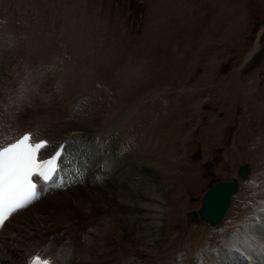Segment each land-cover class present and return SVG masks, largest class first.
I'll use <instances>...</instances> for the list:
<instances>
[{"label":"rangeland","instance_id":"rangeland-1","mask_svg":"<svg viewBox=\"0 0 264 264\" xmlns=\"http://www.w3.org/2000/svg\"><path fill=\"white\" fill-rule=\"evenodd\" d=\"M263 31L264 0H0V113L16 97L8 99L9 92L19 96L27 83H48L21 107L22 117L34 121L31 115L44 109L41 100L60 109L56 92L66 74L74 76L71 87H86L91 77L88 94L99 99L91 115L128 105L107 129L122 122L142 133L153 162L162 153L163 172L148 168L173 192L162 248L147 259L112 255L113 264H264ZM257 38V71L243 76L241 62ZM244 163L248 177L224 222L215 228L200 223L204 192L232 180ZM46 212L36 214L46 218ZM41 226L33 224L26 236ZM10 227L4 232L16 233ZM21 233L17 238H26ZM91 238L81 243L107 242Z\"/></svg>","mask_w":264,"mask_h":264},{"label":"bare ground","instance_id":"bare-ground-1","mask_svg":"<svg viewBox=\"0 0 264 264\" xmlns=\"http://www.w3.org/2000/svg\"><path fill=\"white\" fill-rule=\"evenodd\" d=\"M258 39L246 54L244 64L241 62L242 75L255 73L258 64L254 61L261 54L257 56L261 49ZM70 77L74 78L72 74H66L57 87L60 109L56 110L52 108L53 104L41 100L40 105L44 109L39 108L31 115L34 121L23 118L21 107H24L28 94L37 96L39 88H49L48 83H44V86L38 84L37 88L27 83L25 93L19 96L13 91L9 92L8 99L11 95L16 97H12L9 106L1 109L0 144L12 143L23 133H30L36 141H47V146L40 151L42 159L51 157L63 145L65 150L59 158L60 171L56 177L47 183L38 182L39 198L45 194L52 195V192L55 194L42 199L39 207L42 200L14 213L0 230V264H27L36 254H40L41 259H48L51 264H93L97 261L113 264L112 255L125 258L136 253L147 259L151 253L162 248L163 221L170 213L167 201L173 192L164 184L154 181L156 179L152 173H148L151 165L156 167L157 172H163L160 165L162 153L158 158L156 155L153 162L152 147H147L149 145L144 137L138 138L142 133L138 134L122 122L118 124L113 119L114 123L107 129L116 111L128 105H115L109 111H97L91 115L99 100L97 97L91 99L88 94L92 87L91 77L86 87L75 84L71 87ZM77 81L78 84L82 83L81 80ZM55 90L51 89L52 93ZM86 95L88 99L85 100L83 97ZM92 95L99 96L97 91ZM74 97L80 98L76 100ZM89 104L93 107L90 108ZM25 106L27 108L26 103ZM6 117L12 121V127L3 126ZM51 121L62 126L53 125ZM32 122L33 125L25 126ZM47 207L50 213L46 212ZM44 211L47 217L41 218L38 213ZM38 221L42 226L33 228L32 235L26 236L29 228ZM10 225L16 233L4 232ZM19 232L20 235L23 232L29 240L17 238ZM88 235L91 239L101 237L107 242L103 245L92 244L87 239L82 244L80 238ZM11 242L17 243V249L6 248ZM144 262L148 263L146 260Z\"/></svg>","mask_w":264,"mask_h":264},{"label":"snow or ice","instance_id":"snow-or-ice-1","mask_svg":"<svg viewBox=\"0 0 264 264\" xmlns=\"http://www.w3.org/2000/svg\"><path fill=\"white\" fill-rule=\"evenodd\" d=\"M46 146L47 141H36L30 134H24L12 143L0 144V225L8 216L39 199L40 190L33 177L47 183L59 173L63 146L50 158L38 159L37 154ZM29 264L51 262L36 254Z\"/></svg>","mask_w":264,"mask_h":264},{"label":"water","instance_id":"water-1","mask_svg":"<svg viewBox=\"0 0 264 264\" xmlns=\"http://www.w3.org/2000/svg\"><path fill=\"white\" fill-rule=\"evenodd\" d=\"M248 169V164H241L236 170V177L231 181H220L203 194L197 209L200 223L215 228L223 222L231 199L238 192L239 180L247 177Z\"/></svg>","mask_w":264,"mask_h":264}]
</instances>
